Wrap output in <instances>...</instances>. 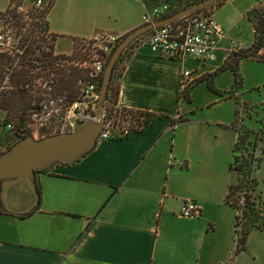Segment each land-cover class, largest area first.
Wrapping results in <instances>:
<instances>
[{"label":"crops","instance_id":"1","mask_svg":"<svg viewBox=\"0 0 264 264\" xmlns=\"http://www.w3.org/2000/svg\"><path fill=\"white\" fill-rule=\"evenodd\" d=\"M194 2L54 0L47 26L58 37L56 50L61 39L73 45L102 34L125 37L145 25L151 11L167 6V13L178 12ZM263 3L226 0L215 9L212 16L225 38L214 60L171 59L153 54L143 42L135 44L119 80L116 107L150 113L153 121L125 138L113 133L98 141L74 164L37 173L38 208L24 218L0 214V264H251L248 248L230 263L237 211L229 213L226 193L214 189L218 175L210 173L207 120L195 116L181 92L186 71L195 82L218 70L230 54L228 36L246 20L252 25L247 14ZM180 118L189 121L174 124ZM224 141H218L222 156ZM12 142L8 137L0 153ZM188 201L196 203L198 217H181ZM263 251L253 254V261L262 259Z\"/></svg>","mask_w":264,"mask_h":264},{"label":"built area","instance_id":"2","mask_svg":"<svg viewBox=\"0 0 264 264\" xmlns=\"http://www.w3.org/2000/svg\"><path fill=\"white\" fill-rule=\"evenodd\" d=\"M34 5V11L45 9L42 0H36ZM167 10L168 8L165 6L146 14L144 16L146 24L166 16ZM16 13L23 15L25 21L30 18L21 6L16 8ZM31 17H34L37 23L40 21L41 24L43 23L44 18L37 15ZM6 22L11 24L8 16H0V53L8 54L12 58V62L5 74L4 86L1 87V90L6 85L9 86L14 71L23 63H28L29 68L31 67V76L39 75L34 81L35 85L31 92L38 96L40 104L38 103L36 110L29 112L27 131L30 136L41 140L52 135L73 133L79 129L84 121L93 119L99 101V94L96 93L99 79L102 73L104 74L107 62L111 58L120 37L102 34L96 40H77L78 44L72 45L70 56L62 55V58L55 59L54 66L56 69H68L70 66L79 69L87 68L85 56L91 64L88 67L90 69L89 80L80 82L77 94L71 97L58 91V76L47 67V57L41 55V50L49 51V46L53 40L52 34L44 27V31H42L41 26H39L35 40L21 41V39H17L11 28L3 27ZM224 38L223 28L212 15L195 13L171 25L150 31L142 44L149 47L152 53L158 56L177 60L190 58L204 62L215 59ZM244 46V44L232 42L229 46L230 53L243 51L245 50ZM53 55L59 56L55 51ZM257 56L264 61V49L260 50ZM78 61L81 62L77 63ZM44 66L47 70L41 71ZM192 76L191 71H186L182 76L183 90L194 82ZM1 112L5 111L0 108V114ZM103 115L105 117L104 128L98 137V141L110 139L113 133H116L120 138H125L134 131L131 129L129 120H124L116 111L110 114L103 110ZM4 122L6 125L3 124ZM1 126H6L10 131L14 130V125L6 123L4 118L0 119ZM180 215L187 219L196 218L200 212L194 201H188L182 205Z\"/></svg>","mask_w":264,"mask_h":264},{"label":"rangeland","instance_id":"3","mask_svg":"<svg viewBox=\"0 0 264 264\" xmlns=\"http://www.w3.org/2000/svg\"><path fill=\"white\" fill-rule=\"evenodd\" d=\"M12 1L13 0H0V16L9 14V12L6 13V11L9 9L11 10L13 4H18L25 10L26 14L30 18L28 20L26 19V21L23 20L26 23V25L24 24L23 27L11 25L9 22L4 23L3 27L11 28L18 40H35V38H37L36 31L39 29V26H41L42 31H44L43 27L45 28L46 24V19L44 17L42 24L41 21L37 23L34 17H31L32 12L34 11L33 8L35 7L34 2L36 0ZM42 1L45 4L44 8H46L48 3L51 2V0ZM253 30V26L246 20L239 27L235 34L228 36V41L231 44L232 42L244 44L245 49H247L254 43ZM73 44L75 46L78 44V41H74ZM71 45L72 44L70 40H58L56 44V50L54 48V51L55 53L56 51L70 52ZM71 52L69 54L63 55L70 56ZM126 57L127 55L125 58ZM125 58L121 64H119V74L124 65ZM84 59L87 60L86 65L89 67L91 64L89 63L88 58L85 56ZM79 62L81 61H78L77 63ZM222 65L217 71L220 70ZM5 71L7 72L8 69ZM217 71L209 73V75L201 84L198 83V85L191 90L190 97L192 102L188 103L190 106L194 107L192 110L197 118L207 120L204 129L207 131V137L209 139L210 146L213 147V150L210 151L208 156L210 173L213 175H218V184L216 185L214 182V189L218 192L221 190L223 195H225V193H227L228 187L237 182L236 173L230 172L229 170L230 164L233 161L232 152L234 134L232 131L234 132V130H232V125H234L238 119L239 124L242 125L245 130L248 129L250 131L259 132L262 127L260 121H262L264 118V112L262 111L264 107V63L262 61L244 59L239 62L238 73H235L230 69L219 73H217ZM60 77L58 78V82ZM4 81L5 78L2 83L3 86ZM9 83V86L6 85L3 90L0 88V108L5 111L1 112L0 119L4 118L6 123L17 125L21 119H27L28 103H30L31 99L28 96H23V98L26 100L25 106L16 108V106L12 104L16 102L14 100L10 101L11 93L13 91L15 92V82H13L11 79ZM117 85L118 80L116 77L114 86L117 87ZM209 86L212 89H210ZM58 91L60 93L68 94L70 90L67 89V86L65 87L64 84L60 83ZM76 94L77 92L75 95ZM29 96L33 98L31 94H29ZM116 111L123 119L129 120L131 129H136L137 125L135 124L129 112L118 110V108ZM236 112H239L238 118L236 116ZM222 130L225 132L223 134L224 137L219 135ZM9 133L10 130L6 126L0 127V147H3L7 144ZM255 139V136L249 134L248 141L240 144L238 155L241 159H244V164L249 160V158H251L252 152L256 157L261 159L260 167L255 170L254 175L259 183L257 192L261 195L262 201L264 202V146H262L261 142H258L257 146L254 148ZM219 140H225V156H222L221 154L223 150L219 148ZM210 187L212 188L211 185ZM262 201H258L256 208L259 213L264 216V203H262ZM233 210L235 209L229 207L228 211L229 213H232ZM247 248L249 251L245 255L246 261L250 262L251 264H263L264 251L262 254L263 258L260 259L258 257V261L256 262L253 261V254L257 253V256H259V252L262 248H264V234H259L256 232L254 235H251V237L248 239Z\"/></svg>","mask_w":264,"mask_h":264},{"label":"trees","instance_id":"4","mask_svg":"<svg viewBox=\"0 0 264 264\" xmlns=\"http://www.w3.org/2000/svg\"><path fill=\"white\" fill-rule=\"evenodd\" d=\"M198 1L200 0H195V2H198ZM225 1L226 0H222L218 4H215L212 7H209L206 10L199 11L197 13H205V14L212 15L215 12V9H218L219 7H221ZM12 2H14V0ZM53 3H54V0H51L47 8H45L43 11L42 10L33 11L31 15V16L37 15L41 18L44 17L46 19L45 29L47 31H48L47 14L49 12V9L52 8ZM19 6L20 5L18 4L16 5L13 4L11 7V10L9 9L6 11V13L9 12V14H5L4 16L6 15L8 16L9 21L11 22V25H14L17 27H23L24 24L26 25V23L23 21L24 17L23 15H18L16 13V8ZM175 12L167 13L166 16L171 15ZM247 17H248V20L252 23L253 28H254L253 45L238 53H232V54L230 53L226 61H224L220 70L217 71V73L223 72L229 69L235 73H238L239 62H241L244 59L262 61L264 63V61L261 58H258L257 56V53L260 50L264 49V3L255 7L250 13L247 14ZM148 34L149 33L145 34L138 40H135L134 42H132L128 46V48L124 51L122 57L119 58L114 68V72L112 74L110 85H109V90L107 91V97L103 105L104 111H107L110 114H113V112L117 110L116 106L118 103V95H119V90H120L119 80L125 71V62L132 54L134 45L140 42H143ZM52 39L53 40L49 46V51L46 52V51L41 50V55L43 57H47V61H48L47 67H49L50 71L55 72L58 78L61 76L58 84L61 83V84H64L65 87L67 86V89L70 90L68 92V95L71 97H74L75 93L78 91L80 87L79 86L80 82L89 80L90 69H88V67L79 69V68H73L72 66H70L68 69H56L54 66L55 59L57 60L58 58H62L63 56L53 55L54 48H55V42L58 39L57 35L52 34ZM123 39L124 37L119 39V41L116 43L114 47V50L119 44V42L123 41ZM126 55L127 57L125 58ZM124 58H125V62L119 74L118 73L119 64H121ZM11 62H12V58L9 57L8 54L0 53V88L3 87L2 83L5 78V74H6L5 70L10 68ZM40 63L42 62L40 61ZM46 70H47L46 66H44V68L41 69V71H46ZM30 71H31V67L29 68L28 63H25V64L23 63V65H21L16 71H14V74L11 77L13 82H15V86H16L15 92L13 91L10 95V101L14 100L16 102L12 104L16 106V108H19V107L25 106L26 100L23 98V96H28L31 99L30 103H28V109H27L28 114L26 117L27 119H24V120L21 119L17 125H14V130H11L10 133L8 134L9 139L11 138L13 139L11 146L14 145L19 139H24L27 136H30V133L27 131V124L29 121V112H31V110H36L38 108L37 106L38 103L40 104V100L38 96H35L34 94L31 93L33 91V86L35 85L34 81L39 77V75L35 77L31 76ZM102 77H103V73L99 79V85H98V89L96 92L97 95L99 94L101 86H102ZM116 77L118 80L117 87L114 86V81ZM206 77L196 80L189 87L183 90L181 92L182 100L186 102H192L191 97H190L191 90L194 89V87L198 83L199 84L202 83ZM209 88L212 89L210 86ZM29 94H31L33 98H31ZM118 110H121V109H118ZM121 111H127L130 113L132 119L137 125L136 129L134 130L136 132L144 129L154 119V116L151 115L150 113L134 112L130 110H121ZM262 111L264 112V107ZM238 114L239 112H236L237 118H238ZM188 121L189 120L187 119L180 118L179 121H177V123H174V124H178V123L183 124ZM260 122H261L262 127L259 130V132L250 131L248 129L245 130L244 127H242V125L239 124L238 119L236 120L234 125H232V129L237 134V141H235V144L233 147V161L230 164L229 170L230 172L236 173L237 182L233 185H230L229 188L227 189V193L225 195V204L228 207L235 209L238 215L236 216V221H235V229H236V234H237L236 251L232 256L230 263L233 262L234 258L238 254L246 252L248 238L254 231H258V232L264 231V216H262V214H260L256 208V206L258 205V201L259 202L262 201V197L257 192L259 183H258L257 178L254 175L255 170L258 167H260L261 159L256 157L255 154L252 152L251 158H249V160L246 161V163L244 164L245 162L244 159H241L240 156L238 155L240 144H243L244 142L248 141L249 134L256 137V139L254 140L255 141L254 148L257 146L258 142H261L262 146H264V118ZM3 124L6 125L5 122ZM47 171L48 169L42 172H47ZM38 173H41V172H38ZM38 192H39V189H38ZM0 198H1V182H0ZM262 203L264 202L262 201ZM0 214L10 215V213L5 211L1 203V200H0ZM26 216L27 215L20 216V218H24Z\"/></svg>","mask_w":264,"mask_h":264},{"label":"water","instance_id":"5","mask_svg":"<svg viewBox=\"0 0 264 264\" xmlns=\"http://www.w3.org/2000/svg\"><path fill=\"white\" fill-rule=\"evenodd\" d=\"M222 0H200L155 22L135 28L115 48L102 77L96 115L84 121L73 133L48 136L41 140L32 136L19 139L8 150L0 153L1 203L6 212L25 216L39 206L40 195L36 174L57 164H74L97 146L104 128L103 105L114 68L128 46L152 30L171 25L199 11H204Z\"/></svg>","mask_w":264,"mask_h":264}]
</instances>
